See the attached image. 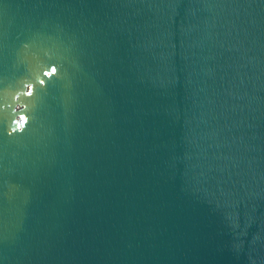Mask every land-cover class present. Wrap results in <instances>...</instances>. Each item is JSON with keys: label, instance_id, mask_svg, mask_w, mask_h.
I'll return each instance as SVG.
<instances>
[{"label": "water", "instance_id": "95a60500", "mask_svg": "<svg viewBox=\"0 0 264 264\" xmlns=\"http://www.w3.org/2000/svg\"><path fill=\"white\" fill-rule=\"evenodd\" d=\"M0 264H264V0H0Z\"/></svg>", "mask_w": 264, "mask_h": 264}, {"label": "snow or ice", "instance_id": "6c2138e0", "mask_svg": "<svg viewBox=\"0 0 264 264\" xmlns=\"http://www.w3.org/2000/svg\"><path fill=\"white\" fill-rule=\"evenodd\" d=\"M52 71H53V72H55V71H56V69H55V68H53V69H52ZM41 83H43V81H41Z\"/></svg>", "mask_w": 264, "mask_h": 264}]
</instances>
